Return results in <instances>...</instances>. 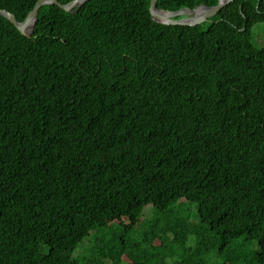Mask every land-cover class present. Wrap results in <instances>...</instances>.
<instances>
[{
  "label": "trees",
  "instance_id": "trees-1",
  "mask_svg": "<svg viewBox=\"0 0 264 264\" xmlns=\"http://www.w3.org/2000/svg\"><path fill=\"white\" fill-rule=\"evenodd\" d=\"M150 5L0 14V264H264V0Z\"/></svg>",
  "mask_w": 264,
  "mask_h": 264
},
{
  "label": "water",
  "instance_id": "water-1",
  "mask_svg": "<svg viewBox=\"0 0 264 264\" xmlns=\"http://www.w3.org/2000/svg\"><path fill=\"white\" fill-rule=\"evenodd\" d=\"M86 1L88 0H72L69 3L63 4L59 0H38L24 21H19L14 13L7 10H0V14L4 15L12 23H14L16 27L22 32V34L31 36L35 29L40 8L43 5L57 4L67 11H73L76 7L81 6ZM158 1L159 0H151L150 5V12L155 21L171 25L195 26L206 21H211V17L218 14L233 0H218V3L215 5L201 4L194 8L183 7L178 10L161 9L158 6Z\"/></svg>",
  "mask_w": 264,
  "mask_h": 264
},
{
  "label": "rangeland",
  "instance_id": "rangeland-1",
  "mask_svg": "<svg viewBox=\"0 0 264 264\" xmlns=\"http://www.w3.org/2000/svg\"><path fill=\"white\" fill-rule=\"evenodd\" d=\"M259 27H260V26H258V27L256 28V30H257ZM258 30H259V31H262L263 29L259 28ZM260 35H261V34H260ZM142 216H143V215H142ZM86 244H87L86 242L83 243V247L81 248V251L84 249V247H85Z\"/></svg>",
  "mask_w": 264,
  "mask_h": 264
},
{
  "label": "bare ground",
  "instance_id": "bare-ground-1",
  "mask_svg": "<svg viewBox=\"0 0 264 264\" xmlns=\"http://www.w3.org/2000/svg\"><path fill=\"white\" fill-rule=\"evenodd\" d=\"M159 18H161V17H159ZM29 29V28H28Z\"/></svg>",
  "mask_w": 264,
  "mask_h": 264
}]
</instances>
